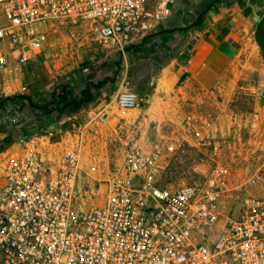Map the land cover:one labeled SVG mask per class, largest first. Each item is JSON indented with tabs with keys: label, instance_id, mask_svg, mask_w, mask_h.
I'll return each mask as SVG.
<instances>
[{
	"label": "built area",
	"instance_id": "2783aa9c",
	"mask_svg": "<svg viewBox=\"0 0 264 264\" xmlns=\"http://www.w3.org/2000/svg\"><path fill=\"white\" fill-rule=\"evenodd\" d=\"M176 3L0 0V71L8 66V47L26 50L27 59L47 44L51 32L82 31L125 55L131 45L158 33ZM78 50V44L69 48L71 54ZM137 104V95L123 83L115 105L130 110ZM85 128L54 143L49 131L20 136L18 150L0 152V264H264V197L247 195L238 215L223 219L220 198L237 188L230 186L229 170L164 188L156 182L165 162L160 149L132 150L126 165L102 182V203L75 211L77 179L85 173ZM194 136L201 148H211L202 131ZM173 151L170 143L166 154ZM258 184L264 188V166L243 186Z\"/></svg>",
	"mask_w": 264,
	"mask_h": 264
},
{
	"label": "rangeland",
	"instance_id": "374dc122",
	"mask_svg": "<svg viewBox=\"0 0 264 264\" xmlns=\"http://www.w3.org/2000/svg\"><path fill=\"white\" fill-rule=\"evenodd\" d=\"M3 23L0 14V26ZM147 39L151 40V37ZM260 43L258 62L252 68L243 69V77L235 84L232 94L215 99L208 98L210 95L201 97L197 95L201 90L196 92L195 84H191L193 92L179 100L181 106L174 111L169 108L159 110V103L163 105V102H168L167 107L173 102L170 99L167 101L168 98L160 99L163 91L158 93L156 105L150 103L149 96L157 89V78L162 68L151 49L130 48L125 55H121L111 48L99 46L82 31L51 32L45 48L57 54L55 61H44L45 66L55 73L51 89L68 81L74 89H81L84 85L78 84L80 73L88 70L93 76L105 73L114 82L119 78V88L126 83L138 97L136 108L123 110L115 105L111 116L104 122L86 127L83 131L82 168L85 173L77 179L73 209L81 212L101 204L102 182L126 165L128 155L134 149L144 152L160 149L165 154L164 166L156 176V182L168 189L203 182L215 169L227 168L230 186L237 188L220 198L223 219L235 218L247 195L264 197L261 185L243 186L264 166V98H258L259 91H264V20ZM75 44L79 45V50L73 55L69 48ZM41 50L35 53L38 55ZM88 50L96 51L98 56L89 58ZM79 57L86 61L81 63ZM106 59L115 67L107 68ZM121 63H124L123 68ZM1 82L4 83L3 80ZM11 93L5 91L1 98L21 94ZM16 104L4 109L8 116L23 112L19 102ZM218 124L222 125L225 135L209 137L207 125ZM196 131H202L209 138L212 142L210 149L199 146L194 136ZM170 143L174 151L166 154V147ZM90 168H95V171L88 173Z\"/></svg>",
	"mask_w": 264,
	"mask_h": 264
},
{
	"label": "crops",
	"instance_id": "0c3cea01",
	"mask_svg": "<svg viewBox=\"0 0 264 264\" xmlns=\"http://www.w3.org/2000/svg\"><path fill=\"white\" fill-rule=\"evenodd\" d=\"M200 15H203L201 25L196 28L189 27ZM263 15L264 0H177L174 14L142 46L148 48V51L151 49L162 66L157 78V89L149 96L150 103L156 105L158 93L163 91L160 99L168 98L167 101L170 99L173 102L167 107L168 102H163V105L159 103V110L169 108L176 111L181 106L178 101L193 92L191 84H195L194 89L198 90L196 92L201 90V93H197L201 97L210 95L208 98L215 99L232 94L235 84L243 77V69L252 68L258 62L256 33ZM41 49L38 55H27V59L22 58L26 51L24 49H6L10 62L6 69L0 71V98L5 91H12L11 94H27L37 101L49 98L54 90L50 85L53 86V79L56 77L54 71L45 66L44 61H55L57 53L48 51L45 45ZM87 53L90 54L89 58L98 56L96 51L88 50ZM79 58L81 63L86 61ZM107 62V68L115 67L111 61ZM121 66L123 68L124 63ZM89 72L84 70L80 73L78 84L97 82L107 76L105 73L93 76ZM1 80L4 81L3 84ZM119 80L118 78L102 89L95 102L87 109L60 120L52 114L38 117L27 109L20 114L8 116L5 110L11 104L0 106V152L7 148L18 150L20 136L28 137L49 131L53 134L51 143H54L63 134L81 127H94L100 117L111 116L119 91ZM207 127L206 133L209 137L220 138L225 135L221 124ZM3 183L0 173V186Z\"/></svg>",
	"mask_w": 264,
	"mask_h": 264
},
{
	"label": "trees",
	"instance_id": "16d2710c",
	"mask_svg": "<svg viewBox=\"0 0 264 264\" xmlns=\"http://www.w3.org/2000/svg\"><path fill=\"white\" fill-rule=\"evenodd\" d=\"M202 17L203 15L198 16V18L191 22L189 27H199L202 23ZM263 20L264 19H262L260 28L256 33V43L259 47L261 45L260 35ZM146 39L147 38L143 39L136 45H131L128 48V51L130 48L135 50L139 49L145 44ZM110 83H114V79H112L109 75L97 82L88 81L79 90L74 89L69 81L68 83L62 82L54 88L47 100L37 101L33 98V96L27 94H17L0 98V106L5 105V103H10L11 106H17L16 102H19L20 109H27L35 116L40 117L52 114L57 120H60L72 117L80 111L87 109L95 102L101 90Z\"/></svg>",
	"mask_w": 264,
	"mask_h": 264
}]
</instances>
